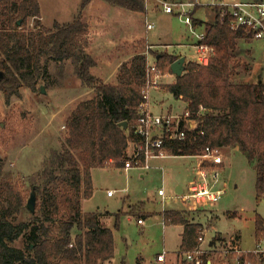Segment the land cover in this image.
Instances as JSON below:
<instances>
[{"label": "trees", "instance_id": "trees-1", "mask_svg": "<svg viewBox=\"0 0 264 264\" xmlns=\"http://www.w3.org/2000/svg\"><path fill=\"white\" fill-rule=\"evenodd\" d=\"M82 0L79 13L68 24L55 23V29L42 28L38 0H0V93L5 102L21 96L26 85L38 91L45 75V57L58 61L71 59L83 84L94 95L71 106L61 135L62 149H52L43 171L44 180L35 192L40 198L30 222L14 220L25 206V199L11 181L2 180L0 169V264H103L115 254L114 231L101 221L97 211L83 212L82 199L93 195L92 169L123 167L133 126L139 117L142 89L146 83V35L122 40L108 51L88 53L91 27ZM133 12L144 14L146 0H105ZM33 18V28L28 27ZM21 20V24L18 21ZM232 17L218 11L211 22L195 19L197 26L206 24V39L214 47L207 65L189 60L181 75L164 87L184 101L199 126L184 140H172L173 155H200L206 146L238 147L254 163L257 198L264 196V78L234 82L232 73L239 40L253 38L244 28L233 29ZM19 28V29H18ZM123 50H133L118 71L117 81H105L92 73L103 58L113 59ZM162 74L173 73L172 63L180 55L170 51H151ZM0 100V136L10 143L16 124L6 123ZM123 122H127L124 127ZM23 138L19 145L27 143ZM187 211H163L165 224H184L179 254L199 243L203 226L186 219ZM120 213L115 227L119 228ZM76 229V233L74 230ZM255 234H264V217L255 216ZM24 236V248L14 246ZM251 256V255H250ZM244 254L240 264H244ZM141 264V261H139ZM181 264H187L181 260ZM204 264H208L207 255ZM211 264H224L217 258Z\"/></svg>", "mask_w": 264, "mask_h": 264}, {"label": "rangeland", "instance_id": "rangeland-1", "mask_svg": "<svg viewBox=\"0 0 264 264\" xmlns=\"http://www.w3.org/2000/svg\"><path fill=\"white\" fill-rule=\"evenodd\" d=\"M101 1L104 0H91L86 6V12L91 23L89 31L96 28L97 31L111 33L113 29H117L116 23H113L116 20L114 19L116 13H113V15L111 12L109 17L106 16L109 15L107 13L103 15L106 10L101 6ZM166 1L168 3L175 2L173 0ZM190 1L198 3L194 8L193 17L195 19L206 20L208 17L211 19L212 15L220 10L217 4H211L214 0H177V2ZM40 2L43 13L42 18L44 19H41L42 28L48 31L55 29V20L63 22L62 24L72 22L80 11L82 0H40ZM145 7L146 14H148L147 12L161 10L163 13L149 14L148 16L145 14L139 28L147 35L149 33L152 42L155 41L157 34L163 33L166 40L172 43V45H168L170 47L169 51H180L183 55H187L186 62L189 61L190 54L193 51L190 46L193 41L190 26L182 21L178 12L166 13L161 0H146ZM118 14L117 17L119 16V19L127 24L130 18L123 13ZM99 18L103 19V22L99 21ZM94 19L98 21L93 22ZM106 19H109L108 23L105 22ZM146 21L155 24L152 30L147 31ZM34 24V19H29L28 27L33 28ZM205 27L197 26L196 30L200 31ZM147 40L146 38V46L150 52L164 49L152 46L150 40ZM148 46L152 47L148 48ZM151 60L153 61V58ZM43 61L47 66V71L44 79L42 78L39 81L38 91H33L23 85L21 96H13L10 103H6L4 94L0 93L2 109H4V112L11 113L10 116L6 115V123L13 122L16 126L18 125V127H15L14 136L10 143L6 144L0 136L1 179L11 181L25 199V206L14 220L16 223L21 221L30 222L33 219V211L27 204L32 192L35 191L36 185H38L37 183L40 184L44 180L43 171L50 159L51 150L62 149L61 135L65 130L63 118H66L71 106L87 97H80L70 104L64 103V98H61L62 95H55V98H51L49 89L54 87L52 85L55 81H59V84H61L70 81L72 77H76V64L72 60L69 61L74 65L70 62L66 63V61H56L52 57H45ZM167 75L168 73L161 77V82L157 88L151 90L150 108L156 113L181 112L187 105L184 101L175 98L164 87L174 79L173 76L165 78ZM60 76L63 78L60 79ZM259 76L264 78V39L253 37L248 40H239L238 50L234 58L232 80L234 82L254 81ZM42 86L45 88V92L42 91ZM64 105L66 106L64 107ZM54 112L57 113L54 122L39 139L38 132H40L45 122L52 118ZM23 138L28 140L27 143L19 145V141H22ZM221 151L225 162L218 167L220 177L216 186L224 188L225 192L219 202L212 207L213 210H217L221 217L215 228L222 232L240 230L242 245L244 248H252L255 246L256 239V213L264 217V196L257 198L255 166L238 147L223 148ZM203 160L204 156L202 155H171L165 158L153 159L151 161L153 167L145 173L138 168L127 172L111 166L93 170L95 195L84 199V210H109L113 213L111 216H106L103 223L114 231L115 254L110 261L103 264H139V260H142L143 264H154L157 254L164 250L168 253L167 260L162 264H181L180 259L175 254L180 250L182 227L176 224H165L162 214L167 209H187L188 206L177 195L179 193L176 194V188L178 185H181L184 189L187 188V183L193 178L195 168L199 161ZM141 173L144 175L141 176ZM161 188L165 191L164 198L159 195V189ZM108 190H113L114 195L108 196ZM39 198V193H36L35 209ZM168 198L170 200H167ZM130 204H134L131 212L140 209L144 205L142 211L146 212V215L142 218L143 223L138 222V218L143 215L128 213ZM229 210L236 215L240 213L241 216H228L227 211ZM118 212L120 213V224L119 228H116L115 214ZM192 217L193 215L190 216V219ZM204 223L206 226L207 221H204ZM76 232L75 229L74 233ZM213 233H215L214 228L208 230L204 242L205 246ZM234 243L232 244L234 245ZM12 244L24 248L27 241L24 236H21ZM218 257L223 259L220 255ZM227 263L234 264L230 257H228Z\"/></svg>", "mask_w": 264, "mask_h": 264}, {"label": "built area", "instance_id": "built-area-1", "mask_svg": "<svg viewBox=\"0 0 264 264\" xmlns=\"http://www.w3.org/2000/svg\"><path fill=\"white\" fill-rule=\"evenodd\" d=\"M166 13L178 12L182 21L190 26L193 41L190 43L193 49L190 59L199 64L207 65L210 62L215 50L212 45L205 41L206 30H196L195 18L193 17L196 4L190 2H172L161 0ZM211 4L220 7L222 15L228 14L232 17L231 27L233 29L244 28L250 31L254 38L264 39V0L243 1V0H214ZM155 24L146 21L147 31L154 28ZM152 46H148L151 48ZM146 68V83L142 89V101L139 104V117L133 126V137L129 140L126 149V158L123 168L129 170L138 168L150 170L153 167V159L165 158L173 155L169 149V142L172 140H184L189 132L195 131L199 126V118L185 108L181 112L156 113L150 108V95L153 88H157L161 82L162 74L156 58L149 50ZM153 58V61L151 60ZM222 148L206 146L202 156L203 161H199L194 170L193 178L189 181L187 188L182 192H176L188 208L198 209L207 204L219 202L225 189L217 187L220 172L218 167L225 162ZM199 155V156H201ZM113 190H108V195H113ZM159 195L165 196L163 188L159 189ZM167 200H170L168 198ZM143 220L139 219L141 223ZM205 235L199 236V243L192 249L181 254V260L187 264H204L208 253L203 248ZM167 251L164 250L157 256L159 262H165ZM244 254V264H264V234L256 238L255 246L252 248H240L231 244L228 247L216 249L214 255L222 256L224 264H228L230 257L234 264H240V258ZM251 255V256H250ZM209 264V263H208Z\"/></svg>", "mask_w": 264, "mask_h": 264}, {"label": "crops", "instance_id": "crops-1", "mask_svg": "<svg viewBox=\"0 0 264 264\" xmlns=\"http://www.w3.org/2000/svg\"><path fill=\"white\" fill-rule=\"evenodd\" d=\"M38 1L40 3L41 16L43 17L41 2H40V0H38ZM173 1H177V0H173ZM258 1H262V0H258ZM101 2H102L101 6L105 8L104 10H106L103 15H105L107 13L109 15H106V16L109 17V16H111V12H112V14L116 13V15L113 14L114 17H115L114 19H116L115 21H113V23H116L117 29H115V30L113 29V31H111V33L113 35V38H112V35H110L111 33H109V32L99 31V30L97 31L96 28H94V30H90L89 34H88V39H89V45L87 46L88 53H90L92 55H95V54H98V53H101V52H104V51H108L109 49H111L114 45H116L120 41H122V40H135V39L139 38L140 36H142L143 33L146 35V38L148 40H150L149 33L147 35L141 28H139V26L143 22V19H144V16H145L146 12L144 14H139V13L133 12L131 10L124 9L122 7H119V6L111 5L110 3H108L105 0L101 1ZM209 8L213 11V9L211 7H209ZM118 13L126 14L127 17L130 18V19H128V23L127 24L123 23V21L121 19H119V16L117 17ZM147 13L148 14H146V16H148L149 14H154V15L155 14H159V13L162 14L163 11L162 10L161 11H153V12L151 11V12H147ZM118 15H120V14H118ZM215 15L216 14L212 15L213 17L211 19H210V17H208L206 20H203V21L204 22H211V21H213ZM100 16H101V18H103L102 15H100ZM114 19H112V20H114ZM196 19H199V18H196ZM42 20H44V19L42 18ZM95 21H98V20L94 19L93 22H95ZM99 21L103 22V19L99 18ZM108 21H109V19L105 20L106 23H108ZM54 22H60V21L59 20H55ZM60 23H63V22H60ZM204 25H206V24H203L200 27L203 28V27H205ZM165 37L166 36L163 33H160V35L157 34L156 38H155V41L152 42L153 40H150V42H151L150 44L152 46H156L157 48L158 47L164 48V49H160V51H165V50L169 51L170 47L168 45H172V43L169 42L168 40H166ZM160 43H164V44H160ZM171 52H173L175 54H180V55L182 54V56H187V55H183V53L180 52V51H174L173 50ZM133 53H134L133 50H123V51L119 52L113 59L103 58L102 60H99L98 63L92 68V73L97 75V76L104 77L105 81L116 82L117 81L118 71H119V68H120L121 64L125 60H128L129 58H131ZM69 60H71V59L65 60L66 63H69L70 62ZM56 61H58V60H56ZM71 64L74 65L73 63H71ZM73 71L75 73L74 69H73ZM49 72H50V75H51L50 69H49ZM75 75H76L77 78L76 77H72V78H70V81H66L65 83H61V84H59V81H55L54 80L55 81L53 83L54 85L51 84L54 87L49 89V96L51 98H55V95H62L63 97H61V98H64V103L65 104H70L71 102H73L74 100H76V99H78L80 97H85V96H87L86 98L92 97L94 95V89L85 86L83 84L81 78L76 73H75ZM171 76H173L174 79L170 83H173L176 80V76H175L174 73L173 74L168 73V75L165 76V78L166 77H171ZM44 77H45V75L42 78L44 79ZM62 78L63 77L60 76V79H62ZM65 106L66 105H64V107ZM56 116H57V113L54 112V114L52 115V118L48 119V122H45V124L41 128L40 132H38L39 139L45 134L47 128L49 126H51V124L54 122ZM67 116H66V118H67ZM66 118H63L64 119L63 120L64 125L66 123ZM64 125H62V126H64ZM54 134L55 133L53 132V135ZM172 156H178V155H172ZM183 156H188V155H183ZM111 167L125 170L122 166L121 167L111 166ZM95 168H104V167H95ZM95 168L92 169V181H93V195L92 196L95 195L94 173H93V170ZM133 169H135V168H132V169H129V170H125V171L129 172V171H131ZM140 170L143 173L149 171V170H142V169H140ZM143 173H141V176L144 175ZM189 181H188V183H189ZM188 183H187V185H188ZM179 187H181L180 190L182 189V191H183L184 188L181 185H178L177 188H176V192H178L177 189H179ZM84 199H88V198H83L82 199V211L83 212H91V211H85L84 210V206H83ZM215 204L203 205V206L199 207L198 209H192V208H188V207H187V209H179V210H186L187 211L186 219H188V220H190L191 222H194V223L202 224V226H203V228H202L203 232L202 233H204L205 239H206V235H207L208 230L209 229H213V228L215 229V233L212 234V236L210 237L209 241L207 240L208 241L207 245L205 246L204 243H203V248L208 253V257H209L208 263L209 264H211L213 261L217 260L216 256L214 255V251L216 249H221V248L228 247L234 242H235L234 245L244 249V246L242 245V242H241L242 241V236H241V231L240 230H234V231H231V232H222L218 228H215L216 224L218 223L219 219L221 218L220 215L217 213V210H213L212 209V207ZM133 205L130 204V207H129L130 210H129L128 213L131 214V215L141 214L143 216L139 217L138 220L142 219L146 215V212L142 211V208L144 207V205L142 204L143 206H141L140 209L131 212V209H132ZM96 211L101 214L102 223H103V219L106 216L113 215V213L111 211H109V210L108 211L96 210ZM191 215H193V217L190 219ZM227 215L231 216V217H240L241 216L240 213L236 215L235 213L231 212V210L227 211ZM115 221H116V218H115ZM204 221H207V225L206 226H205ZM141 223H143V221ZM176 225H180L182 227V232H181V240H182V233L184 231L185 226H184V224H176ZM105 226L109 227L108 225H105ZM255 238H256V234H255ZM159 254L160 253H158L157 256ZM212 254H213V256H212ZM175 255L178 257V259H180V262H181V256H180L179 252L176 253ZM157 256H156V262L154 264H162V262H159L157 260ZM166 260H167V258H166ZM139 261H141V264H143L142 260H139Z\"/></svg>", "mask_w": 264, "mask_h": 264}, {"label": "water", "instance_id": "water-1", "mask_svg": "<svg viewBox=\"0 0 264 264\" xmlns=\"http://www.w3.org/2000/svg\"><path fill=\"white\" fill-rule=\"evenodd\" d=\"M20 22L21 21L19 20L18 23ZM185 63H186V56H181L177 60H175L171 65V69L173 73L175 75H181L184 71ZM3 75H4V72L0 70V79L3 77ZM42 91L45 92V88L43 86H42ZM122 124L124 125V127H127V122H123ZM180 188L181 187L177 189L178 192H182V189L180 190ZM35 205H36V192L34 191L31 194V197L28 201L27 206L31 209V211H35Z\"/></svg>", "mask_w": 264, "mask_h": 264}]
</instances>
